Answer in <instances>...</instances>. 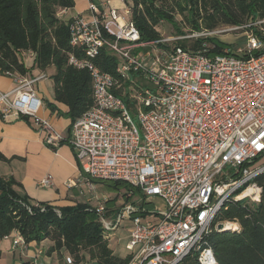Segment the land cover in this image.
<instances>
[{
	"label": "built area",
	"instance_id": "obj_1",
	"mask_svg": "<svg viewBox=\"0 0 264 264\" xmlns=\"http://www.w3.org/2000/svg\"><path fill=\"white\" fill-rule=\"evenodd\" d=\"M132 10L126 5L123 16L90 3L89 13L72 17L70 44L79 53L70 54L69 64L90 72L94 105L72 122L70 137L38 116L43 101L34 84L45 74L7 72L13 85L0 90V116L33 118L45 144L68 142L90 178L139 189L140 198L113 218L104 204L95 208L109 240L124 220L131 224L127 264H182L191 255L219 264L209 244L218 212L229 201L258 202L263 193L256 179L264 164L255 162L264 156V39L249 27L264 21L225 30L245 29V46L209 55L168 47L164 38L142 40ZM102 49L117 58L116 74L96 64ZM53 184L49 175L39 182ZM157 198L163 209L145 208V200ZM13 246H27L19 231ZM65 263L73 264L72 257Z\"/></svg>",
	"mask_w": 264,
	"mask_h": 264
},
{
	"label": "trees",
	"instance_id": "obj_2",
	"mask_svg": "<svg viewBox=\"0 0 264 264\" xmlns=\"http://www.w3.org/2000/svg\"><path fill=\"white\" fill-rule=\"evenodd\" d=\"M131 1L132 20L144 41L162 39L158 26L163 22L173 24L179 35H184L182 21L194 32L212 31L221 24L233 27L250 20L264 21V0ZM74 6L75 0H0V73L25 75L30 68L44 71L54 66L55 99L68 106L72 122L94 105L90 72L69 64L70 54L79 52L70 44L72 18H65L60 12ZM177 15L182 17L181 22ZM254 29L264 39V22ZM186 40L179 39V45L193 50L207 49L209 55L220 54L228 47L226 42L211 36L196 38L190 46ZM26 52H32L30 68L21 60ZM95 62L102 71L116 74L117 58L107 49H102ZM22 118L28 120V117ZM0 160H7L1 152ZM16 182L13 177H0V244L13 231H19L27 244L49 239L52 245L47 254L55 253L60 264H66L67 255L72 257L73 264L88 261L127 264L128 257L116 256L110 248L99 216L89 204L79 202L58 208L49 203L35 205L27 195H19L13 189ZM256 182L263 187L260 201L249 198L229 201L214 220V225L221 222L239 225L224 231L214 229L209 235V244L219 264H264V173ZM115 183L123 184L127 191L139 192L127 182ZM40 205L45 209L41 210ZM1 253L0 249V258ZM182 264L200 262L191 255Z\"/></svg>",
	"mask_w": 264,
	"mask_h": 264
},
{
	"label": "crops",
	"instance_id": "obj_3",
	"mask_svg": "<svg viewBox=\"0 0 264 264\" xmlns=\"http://www.w3.org/2000/svg\"><path fill=\"white\" fill-rule=\"evenodd\" d=\"M90 3L97 4L104 12L115 8L123 16L125 6L132 5L131 0H75V6L64 10L62 16L72 18L80 13L87 14ZM21 60L29 68L32 67V52L23 53ZM30 69L28 74L32 77L46 75V78L34 84L43 101L38 116L50 120L65 137H70L72 120L68 115L69 108L55 99L52 75L56 68L51 66L44 71ZM12 85V77L0 73V90H9ZM43 136L33 118L3 120L0 116V152L7 158L0 160V177H13L17 181L13 184V189L19 195H27L35 205L49 203L58 208L82 202L95 209L100 203L94 206L91 197L85 198L84 188L91 190L93 186L89 176L82 170L72 146L66 141L57 148L48 146ZM48 175L53 179V186H40V180ZM113 213L107 208V217L114 216ZM130 228L131 224L120 227L110 238L109 246L116 256L126 257ZM15 236L17 231L2 240L0 264H60L55 253L47 254L52 245L49 239L33 241L26 247H14Z\"/></svg>",
	"mask_w": 264,
	"mask_h": 264
},
{
	"label": "rangeland",
	"instance_id": "obj_4",
	"mask_svg": "<svg viewBox=\"0 0 264 264\" xmlns=\"http://www.w3.org/2000/svg\"><path fill=\"white\" fill-rule=\"evenodd\" d=\"M177 20L182 21V17L180 15H177ZM183 23V21H182ZM180 24L181 29L184 31V35H179L177 28L169 23V22H163L158 26L159 31L161 32L162 38L166 39L165 43L168 47H173L178 43L179 38L187 39L186 44L187 46H190V44L195 40L196 38L203 37L201 35H194L199 32L191 31L190 26L187 24ZM255 26L249 27L250 29H254ZM230 28H233L229 25H219L215 30H212L213 35H209L211 37H216L219 40L226 42L229 48L236 49L238 47H244L246 43L245 38V29H238V30H232V31H225ZM260 28L261 27H257ZM175 37V39H173ZM207 37V36H205ZM133 77H136L134 74ZM135 121L137 122V117L133 116ZM255 164L262 165L264 164V156L259 158ZM89 180L93 186V189L88 190L87 187L84 188V194L85 198L91 197V202L94 206L100 204H104L105 207L110 209L115 217L118 212H120L123 208V206L128 202H133L140 198V195L138 192H134L135 194L131 197H129V193L132 190H126L124 188V185H117L114 180H101V179H93L89 177ZM127 192V193H126ZM126 193V194H125ZM144 206L148 210H156L163 209L165 207V202L161 200L160 198H157L154 200V202H150V200H145ZM124 222V223H123ZM123 226L129 225V221H123ZM236 225L233 227H237L238 223L234 222ZM59 259V258H58ZM92 262L88 261L86 264H91Z\"/></svg>",
	"mask_w": 264,
	"mask_h": 264
},
{
	"label": "water",
	"instance_id": "obj_5",
	"mask_svg": "<svg viewBox=\"0 0 264 264\" xmlns=\"http://www.w3.org/2000/svg\"><path fill=\"white\" fill-rule=\"evenodd\" d=\"M228 229H231V228H226V223L221 222L218 224V230L219 231H224V230H228Z\"/></svg>",
	"mask_w": 264,
	"mask_h": 264
},
{
	"label": "bare ground",
	"instance_id": "obj_6",
	"mask_svg": "<svg viewBox=\"0 0 264 264\" xmlns=\"http://www.w3.org/2000/svg\"><path fill=\"white\" fill-rule=\"evenodd\" d=\"M236 224L234 222H228L226 223V228H231L233 226H235Z\"/></svg>",
	"mask_w": 264,
	"mask_h": 264
}]
</instances>
